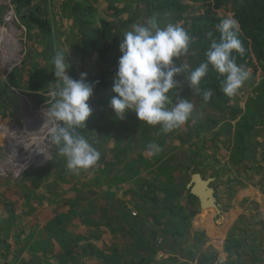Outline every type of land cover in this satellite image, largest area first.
Masks as SVG:
<instances>
[{
    "label": "trees",
    "instance_id": "obj_1",
    "mask_svg": "<svg viewBox=\"0 0 264 264\" xmlns=\"http://www.w3.org/2000/svg\"><path fill=\"white\" fill-rule=\"evenodd\" d=\"M41 1L42 4L34 5V0H14L17 15L27 28L28 40L36 39V44L40 45L41 49H34L26 56L23 65L29 70L27 78L24 76V68H16L6 79H0L2 119L6 118L9 112L14 116L15 104L18 101L16 89L27 91L39 104H43L50 101L46 95L57 88L51 60L58 51H62L59 50L60 41L55 32L53 19L49 16L52 4L49 0ZM112 2L124 4L122 7H109L107 10L113 11V14L105 13L106 17L99 16L98 9L88 0L77 1L73 7V23L83 37L85 50L80 55V59L84 60L86 55L96 59L95 75H87V80L98 81L94 87V94L89 100L93 110L92 115L86 121V128L78 131L100 152V159L92 168L73 173L67 168L66 161L57 156V148L53 145L51 159L47 163L41 167L26 169L17 180L15 187L21 193L18 198L28 202V205L33 204L32 212L38 210L34 207L36 202L39 208L46 207L48 210V216L52 219L48 222L49 236L41 241L37 249L47 259L55 258L56 264H85L83 260L89 257L103 260L104 264L119 262V251L115 244L110 247L112 252L110 254L105 247L108 245L99 243L106 233L136 237V247L141 251L146 253L153 251L156 255L165 252L169 255L162 260L141 257L137 262L131 260L124 264H191L194 251L190 249L188 254L191 257L179 263L175 243L177 244L180 238L185 239L189 225L193 224L197 227L195 218L199 211L202 215L205 214L198 199L191 194L187 186L193 173L206 176L203 163L208 160L204 159L203 154L209 150L207 143L213 145L217 154H221L222 150L225 151L223 158L226 164L221 168L231 172L227 184L232 186L234 198L240 196L241 191L250 184L260 186L256 176H260L262 170L257 164V157L260 154L258 149L264 147V142H261L264 139V0H113ZM229 15L239 21L241 27L239 38L246 50L243 56L236 53L233 55L236 56V63L250 74L236 96L229 98L223 93L221 86L223 77L209 66L207 75L200 83L199 92L193 93L181 76L178 78L180 84L169 94L174 102L178 94L179 98L190 99L197 108L206 106L213 112L206 119L202 120L199 112H192L185 125L164 134L159 126L153 127L141 123L134 112L128 113L124 120L115 117L110 107V99L114 95L113 79L121 56L120 44L126 32L150 17H155L160 27L170 23L182 27L192 37L189 55L176 61L177 64L187 62L184 65L186 77L206 60V52L211 43L207 34L213 32L214 37L219 40L220 34L216 32V25ZM77 70V67L73 66L69 75L74 80L80 79ZM209 89L212 91V96L206 102L203 91ZM56 99L57 97L54 96L50 103L51 107ZM170 137L173 143L179 141L180 147H174L170 155H167L165 149L153 154L154 165L145 167L143 163L146 157L143 154L131 161L133 151L138 150L143 153L145 150L141 139L153 140L155 144L159 142L164 145L166 139ZM222 137L225 138L224 141H220ZM217 143H220L221 147H218ZM188 145L190 147L184 149V155L177 153L178 149ZM218 160L214 159L215 162H219ZM261 160L264 161V150ZM143 168L152 171L146 174ZM216 172L210 175L215 176ZM89 175L90 181L84 183V188H91L92 183H95L97 188L105 185L106 191L98 190L91 192L92 196H87L89 192L83 193L77 189L75 197L62 198V195L68 191L66 185H74L84 176ZM104 177H107L106 181ZM119 186L124 190L125 197L130 196L129 201L114 199L115 189ZM3 195L5 196L6 193ZM8 199L5 206L10 216L0 221V261L2 262L0 264H15L13 261H8L13 253L18 264H22L21 262L33 264L34 254L29 252L33 249L31 245L22 246L23 250L28 249L26 252L31 255L30 258H25L16 250L17 245L9 242L11 238L9 229L16 225L17 211L9 196ZM103 200L106 205L101 204ZM65 207L68 209L64 210ZM225 207L227 212L231 206ZM109 209L111 211H108ZM220 210L219 214L213 209L217 219L225 213L224 205ZM262 216V212L259 213V217ZM67 221L72 222L70 227H58L59 224L63 225ZM81 226H85L87 231H90L89 234L74 231ZM157 226H159L158 230H156ZM16 232L17 229L14 233ZM244 233L240 232L239 236L228 239L225 248L228 257L237 256L238 259L242 257V246L247 242L246 240L249 241L251 236L255 235V233L248 235ZM158 237L162 238V243H159ZM204 238L205 235H201L200 242ZM252 240H255V244L258 237ZM252 248L253 253L256 254L257 245ZM215 260L214 255H208L202 264H212Z\"/></svg>",
    "mask_w": 264,
    "mask_h": 264
},
{
    "label": "rangeland",
    "instance_id": "obj_2",
    "mask_svg": "<svg viewBox=\"0 0 264 264\" xmlns=\"http://www.w3.org/2000/svg\"><path fill=\"white\" fill-rule=\"evenodd\" d=\"M49 1L52 4L51 10H49V16H51L53 19L55 32L59 36V50L64 53L65 57L69 55L68 63L70 64V68L68 69L67 74L70 75L73 66H75L78 69L77 74L79 77L81 73H87V75L90 76L95 75L96 59L93 57L90 58L87 55L84 60L80 59V55L85 52L82 43L83 37L78 31V27L75 25V23H73L74 3L84 0ZM88 1L98 9L99 16L101 17H106L105 13H108V15L113 14V11H108L109 7H122L124 4L122 2L113 3V0ZM37 4H42V1L34 0V5ZM43 5L45 4L43 3ZM34 49L40 50L41 47L40 45L36 44V39L33 41L28 40L27 28L23 25L19 15H17V7L14 3V0H0V79H6L16 68H24V76L27 78L29 75V70L27 67H25V65H23V63L26 59V56ZM15 93L18 101L15 104V110L13 109L14 116L11 115V112H9L4 119H2L0 116V147L2 149L0 152V221L8 219L10 216V212L5 206V202L9 196L10 201L14 204L17 211L15 227L12 229L8 228L9 232L11 233L9 242L17 245L16 250L22 253L21 256L25 258H30L31 255L26 252L28 249L25 251L23 250L22 246H25L26 244L27 246L31 245L34 250L32 249L29 252L34 254L32 257L33 264H56L57 260L55 258L49 260L41 253L40 250L37 249L41 241L49 236L48 222H50L52 219L48 216V210L46 207L39 208L38 203L36 202L34 207H37L38 210L36 212H32L33 202L31 203L32 205H28V202L19 200L18 197H20L19 194L21 193H19L18 188L15 187L17 180L26 171V169L41 167L51 159L49 157V152H51L52 147L47 149L46 141L49 138L48 129L55 124V121L49 115L51 109L50 103L54 99V95L53 92H51L50 94L46 95L50 101L39 104L34 96L25 90L16 89ZM193 112H199V117L202 120L204 118L206 119L208 115L213 114V112L206 106L197 108V106L193 105ZM50 122H52V124L50 127H47ZM34 135L38 136L34 138ZM33 140L36 144L26 151L24 149V143L26 142L27 145ZM224 140L225 138L223 137L220 139V141ZM141 141L145 150L143 153L139 152L138 150L133 151L131 161L136 160L140 154H143L146 157V160L143 164L145 167H147L148 165L150 166L152 163H155L153 155L148 154V145L153 144L154 142L153 140L147 141L144 139H141ZM262 141H264V139H262ZM156 144L160 147V149H165L167 155H170V153L174 151V147H180V142L177 141L173 143L171 137L166 139L164 145L159 142ZM217 144H219V147L220 143ZM188 147H190V145L185 146V148L178 149L177 153H179L181 156L184 155V149H187ZM207 149L209 150L203 154L205 157L204 159L208 160L207 162L205 161V163H203L206 172V176L204 177L205 179H214L212 185L216 189L218 202L221 205V208L222 205H224L225 211L227 208L225 206L231 204L233 200L234 202L237 201V203H242V201L241 199L238 200L236 197L234 199V190L231 189L232 186L227 184V178H229L231 172L222 170L221 168V166L226 164V160L223 158L225 151L222 150L221 154H217L210 142L207 143ZM44 153L46 154L47 158ZM22 158L24 159L23 161ZM216 158L219 159V162L214 161ZM144 171L146 174H148L152 170L150 169L149 171ZM214 172H216L215 176H211L210 174ZM90 178V175L84 176L78 183L74 185H66L65 187H67L68 191L62 195V198L75 197L77 195V189L83 191V193L89 192L87 196H92L91 192L98 190L103 192L106 191L105 185H102L104 187L101 186L97 188L95 183H92L91 188H84V183H88ZM106 179L107 177H104L105 181ZM257 179L260 180L261 178L257 177ZM115 191V200L121 199L129 201L130 196L125 197L123 194L124 190L120 189V186L116 187ZM5 193L6 195L4 196L3 194ZM104 201L105 200H103L101 203L102 205H106ZM197 206L198 205L196 204V207ZM240 208L243 209V207ZM67 209V207L64 208V210ZM108 211H111V209ZM206 211L209 212V215L207 216ZM98 212L100 214L99 209ZM203 212H205L204 215H202L201 211H199V214L195 218V221L198 223L197 227H195L193 224L192 226L189 225L185 239L184 237L182 239L180 238L177 241V244L174 242L177 247L176 250L178 251L177 258L179 263H182L191 257L188 253L190 249H192L194 254L192 256L193 260L191 261V264H202L208 255H214L216 257V260L212 264H222L227 262H234L237 264H264V236L259 242L255 244V240H246L247 242L244 243V245L247 244V246L249 244L253 246L257 245L258 249L256 250V254L253 253V248L251 246L248 248H246V246H242L241 250L244 254L241 258L238 259L237 256L228 257L226 255V243L228 239H232L233 236L237 234L236 230H234V227H238V225L243 226L242 217H238V219L235 221V224L232 222L227 224L226 211L219 219L215 218V212L213 209L205 210ZM71 224V221H67L63 225L59 224L58 227L68 228L71 226ZM16 229L17 232L14 233ZM158 229L159 226L156 227V230ZM74 231L83 234H89L90 232L87 231L85 226H81L77 230L74 229ZM18 235H21V237ZM201 235H205V238L202 242H200ZM158 239L159 243H162V238L158 237ZM99 243H106L108 246L105 247L110 254H112L110 247L113 244L116 245V248L119 251V262H109L108 264H124L129 263L131 260H135L137 262L138 260H141V257H145V259L149 260H162L169 257V255L165 252H161L156 255L153 251L149 253L141 251L138 247H136V237H122L119 234L106 233L103 234L102 240L99 241ZM165 250H167V248H165ZM13 254L9 256L8 261H13L15 264H18V261H15L16 255ZM83 262L85 264H104L103 260L91 259L90 257L85 258ZM0 263L2 262L0 261ZM21 263L24 264V262Z\"/></svg>",
    "mask_w": 264,
    "mask_h": 264
},
{
    "label": "clouds",
    "instance_id": "obj_3",
    "mask_svg": "<svg viewBox=\"0 0 264 264\" xmlns=\"http://www.w3.org/2000/svg\"><path fill=\"white\" fill-rule=\"evenodd\" d=\"M216 32L220 34L219 40L213 32L207 34L211 43L206 60L185 77L187 62L177 64L176 61L189 55L192 37L178 25L170 23L160 27L155 17L134 25L120 44L121 56L113 79L114 95L110 99L115 117L124 120L128 113L134 112L141 123L159 126L164 134L173 132L190 119L193 104L190 99L179 98L178 94L174 102L169 94L180 84L181 76L193 93L199 92L209 66L223 77V93L229 98L236 96L250 75L236 63L233 55L243 56L246 51L239 38V21L226 16L216 25ZM68 57L58 51L51 60L57 79L53 95L57 99L49 112L55 124L48 129V134L50 143L57 148V156L66 161L71 172L79 173L92 168L100 159V152L78 131L86 128V121L92 115L89 100L98 81L89 82L87 73H81L79 80L72 79L67 74ZM211 96L210 89L203 91L206 102ZM160 151L157 144L148 145L149 155Z\"/></svg>",
    "mask_w": 264,
    "mask_h": 264
},
{
    "label": "crops",
    "instance_id": "obj_4",
    "mask_svg": "<svg viewBox=\"0 0 264 264\" xmlns=\"http://www.w3.org/2000/svg\"><path fill=\"white\" fill-rule=\"evenodd\" d=\"M261 142L264 141L261 140ZM263 150L264 147L258 149L260 154L257 157V164H259V167H262L259 174L260 176H256V180L259 182L260 186L256 187L250 184L245 187L241 191L242 194L237 197L238 200L241 199L242 203H237V201L234 202L233 200L232 203L229 204L231 207L226 214L227 224L231 222L235 224L238 217H242L243 219V226L238 225V227H234L237 234L233 237L239 236L240 232H245L244 234L246 235L249 233H255V235L251 236L250 241L255 239V237H258L257 242H259L264 236V184H262L264 183V161L261 160ZM257 177H260L261 179L259 180ZM240 207H243V209ZM261 212L263 216L260 218L259 213ZM244 246L248 248L253 245L249 244L247 246V244H245L243 247ZM243 254L244 253H242V256Z\"/></svg>",
    "mask_w": 264,
    "mask_h": 264
},
{
    "label": "water",
    "instance_id": "obj_5",
    "mask_svg": "<svg viewBox=\"0 0 264 264\" xmlns=\"http://www.w3.org/2000/svg\"><path fill=\"white\" fill-rule=\"evenodd\" d=\"M31 143L32 142H30V144ZM51 155L52 153L49 152L50 158ZM213 181L214 179L212 178L205 179L200 173H193L187 188L190 190L191 194L198 199L200 207L203 211L215 209L217 213L220 214L221 205L218 203L216 189L212 185Z\"/></svg>",
    "mask_w": 264,
    "mask_h": 264
},
{
    "label": "bare ground",
    "instance_id": "obj_6",
    "mask_svg": "<svg viewBox=\"0 0 264 264\" xmlns=\"http://www.w3.org/2000/svg\"><path fill=\"white\" fill-rule=\"evenodd\" d=\"M52 124V122H50V124L47 126V127H50V125ZM43 129V128H42ZM38 130V129H37ZM26 131H28V130H26ZM31 131V130H30ZM42 131H44V130H42ZM33 133V132H32ZM43 133V132H42ZM35 134V133H34ZM38 135H34V138L35 137H37ZM39 139V138H38ZM32 143L30 144H27L26 145V142L24 143V145H25V150L26 151H28L32 146H34L36 143H35V141L33 140V141H31ZM26 147H27V149H26ZM17 150V149H16ZM16 153V152H15ZM20 154V153H19ZM22 155V154H21ZM28 158H30V157H28ZM24 159L22 158V161H23Z\"/></svg>",
    "mask_w": 264,
    "mask_h": 264
},
{
    "label": "built area",
    "instance_id": "obj_7",
    "mask_svg": "<svg viewBox=\"0 0 264 264\" xmlns=\"http://www.w3.org/2000/svg\"><path fill=\"white\" fill-rule=\"evenodd\" d=\"M46 142H47V145H46L47 146V149L48 148H51L53 146V144L50 143V138H48Z\"/></svg>",
    "mask_w": 264,
    "mask_h": 264
},
{
    "label": "flooded vegetation",
    "instance_id": "obj_8",
    "mask_svg": "<svg viewBox=\"0 0 264 264\" xmlns=\"http://www.w3.org/2000/svg\"><path fill=\"white\" fill-rule=\"evenodd\" d=\"M192 177V176H191ZM200 205V204H199Z\"/></svg>",
    "mask_w": 264,
    "mask_h": 264
}]
</instances>
